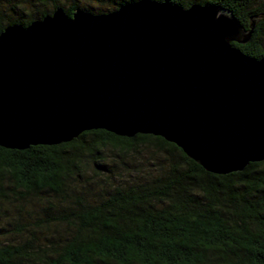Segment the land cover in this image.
<instances>
[{
	"label": "water",
	"instance_id": "95a60500",
	"mask_svg": "<svg viewBox=\"0 0 264 264\" xmlns=\"http://www.w3.org/2000/svg\"><path fill=\"white\" fill-rule=\"evenodd\" d=\"M216 5L152 0L92 14L63 8L0 33V146L85 131L152 134L215 174L264 160V57Z\"/></svg>",
	"mask_w": 264,
	"mask_h": 264
},
{
	"label": "trees",
	"instance_id": "16d2710c",
	"mask_svg": "<svg viewBox=\"0 0 264 264\" xmlns=\"http://www.w3.org/2000/svg\"><path fill=\"white\" fill-rule=\"evenodd\" d=\"M8 1V0H7ZM140 0H17L0 33L63 8L104 14ZM233 14L264 57V0H152ZM2 0H0V4ZM0 264H264V160L215 174L152 134L103 129L0 146Z\"/></svg>",
	"mask_w": 264,
	"mask_h": 264
},
{
	"label": "rangeland",
	"instance_id": "374dc122",
	"mask_svg": "<svg viewBox=\"0 0 264 264\" xmlns=\"http://www.w3.org/2000/svg\"><path fill=\"white\" fill-rule=\"evenodd\" d=\"M17 0H2V3L0 4V12L5 15L6 17H9L10 16V11H9V7H10V4H13V5H19L20 7H24V3H22L23 5H21V3H16ZM20 1V0H19Z\"/></svg>",
	"mask_w": 264,
	"mask_h": 264
}]
</instances>
